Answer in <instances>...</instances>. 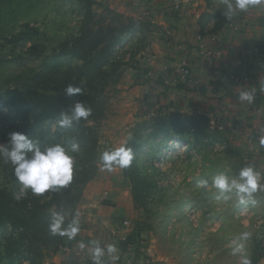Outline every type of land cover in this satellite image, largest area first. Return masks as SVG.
<instances>
[{"label": "rangeland", "instance_id": "obj_1", "mask_svg": "<svg viewBox=\"0 0 264 264\" xmlns=\"http://www.w3.org/2000/svg\"><path fill=\"white\" fill-rule=\"evenodd\" d=\"M204 3L206 10L200 17L205 27L204 36L229 35L235 25L241 23L243 32L249 33L251 38L255 34L260 39L259 44H264V4L250 6L246 12L227 21L222 14L223 0H204ZM88 13L89 25L104 31V43L97 57L105 53L101 54L104 45L116 43L111 48L112 53L106 55L100 78L93 79L95 94L104 111V117L96 124L97 175L101 171L100 154L119 146L129 135L132 137L149 119L143 115L147 111L149 93L138 89L144 78L132 80L129 74L140 73L144 65L147 67L152 29L147 22L125 17L107 7L87 6L80 0H0V143L7 141L8 133H27L24 127L31 123L30 113L20 109L21 91L61 95L63 89L79 77L78 68L82 63L57 54L65 42L79 34L84 15ZM83 92L90 91L87 88ZM163 108L155 105V109L166 113ZM195 115L205 118L202 114ZM205 121L202 127L205 133H211L209 136L198 130L182 132L177 136L190 141L191 146L172 148L161 155L163 160L155 163L160 171V175L153 177L156 187L150 188L142 204L137 202L143 209L145 224L137 230L138 237L132 246L131 255L140 260L134 262L129 257L127 261L132 264H239L238 257L231 255L232 241L245 231L251 233V239L245 242V251L252 264L264 261V191H257L247 204L241 205L235 194H230L227 200H217L214 188L198 186L201 179L211 185L212 177L219 173L235 177L242 167L249 165L261 173L264 184V165L256 160L253 152L240 146L238 136L215 132ZM55 126L45 127L54 133ZM149 133L150 129L143 132V138L150 146L153 143L156 146L149 139ZM171 141L167 140V145ZM162 150L158 149L159 154ZM154 151L152 146V154ZM115 171L119 174L114 175V182L128 192L133 202L132 186L124 170ZM11 173L12 167L0 162V190L13 194L18 185ZM50 198L51 194L46 199ZM65 214H70V208ZM10 233V227L0 231V244ZM51 255V251L46 250L42 264ZM117 260L113 262L119 264ZM0 264L8 263L3 259ZM14 264L29 262L20 263L19 258Z\"/></svg>", "mask_w": 264, "mask_h": 264}, {"label": "crops", "instance_id": "obj_2", "mask_svg": "<svg viewBox=\"0 0 264 264\" xmlns=\"http://www.w3.org/2000/svg\"><path fill=\"white\" fill-rule=\"evenodd\" d=\"M91 1L98 8L107 7L125 17L149 23L152 29L149 37V63L142 69L141 78L135 73L129 74L132 80L142 81L144 78L143 85L138 86V89L142 93L148 91L147 101L156 106H164L163 109L167 111L180 109L202 115L209 110L224 107L228 110L225 114L228 132L225 133L234 135L235 138L238 136L240 146L247 148V152H253L256 160L264 165V146L256 142L259 136L264 135V77L256 69L250 71V85L255 90V99L237 116L234 110L238 106L241 90L236 82L243 74L239 71L235 74L236 80L221 81L225 65L227 72L232 69L230 62L236 56L237 47L255 44L264 57V44H259L260 39L255 34L251 38L249 33H240L234 28L229 35L215 38L222 49V58L217 62L202 60L198 56V47H214L211 37L203 35L205 27L200 17L206 10L204 0H184L179 13L171 8L170 0ZM148 12L149 15L146 14ZM184 60L190 64L191 76L185 83L172 86L170 80ZM147 71L152 72L151 77H147ZM190 80L194 86H191ZM115 174L119 173L115 170H101L84 186L76 207V212L80 213V231L75 239H67L55 254L48 257L45 264H93L88 248L79 247L81 242L90 246L91 241H97L105 251L109 244H115L117 252L114 255L118 259L119 243L133 237L127 248L132 254V246L138 237L137 230L142 225L126 219L124 222L129 223L126 226L123 225L124 222H114L116 217L121 218L125 211L130 210L132 203L128 192L114 182ZM103 259L105 264H115L107 253Z\"/></svg>", "mask_w": 264, "mask_h": 264}, {"label": "trees", "instance_id": "obj_3", "mask_svg": "<svg viewBox=\"0 0 264 264\" xmlns=\"http://www.w3.org/2000/svg\"><path fill=\"white\" fill-rule=\"evenodd\" d=\"M80 1L86 3L87 6L94 4L91 0ZM90 17V13L84 15L85 22L82 24L79 34L65 42L61 51L57 54L58 57H69L82 63L78 68L79 77L73 83V86L80 87L82 90L88 88L90 92L87 94L83 92V95L71 97L65 96L64 93L55 95L36 91L20 92V96H22L20 109L30 113L28 119L31 123H27L28 125L24 127L27 132L26 135L39 144L41 148L55 143H60L68 148L72 142H77L80 144L81 152L74 154L76 163L73 182L58 193H46V198L51 194L49 200L29 194L26 198L16 201L13 199L11 192L7 193L5 190H0V231L3 228L7 229V227H10L11 230L6 241L0 244V261L5 259L8 264H14L19 258L20 263L27 260L29 264H42L43 253L46 250H50L51 254L58 251L59 247L68 238L59 235L53 236L49 233L50 211L55 209L65 213V210L70 208V214L65 216L66 226L71 215L76 213V204L80 202L84 186L96 175V165L94 163L98 144L96 124L104 117V111L99 96L95 94L96 86L93 79L95 77L100 78L102 67L107 61L106 55L112 53L111 48L116 43L114 45H104L101 54L105 53L101 58H98L97 54L100 46L104 43V31L101 28L94 29L91 27L89 25ZM144 66L146 67V65ZM135 75L141 78L142 71L140 73L136 72ZM75 101L85 102L86 106L92 109V115L87 120H81L78 124L74 123L69 129L59 128L56 123L59 113L69 111L70 106ZM146 104L147 111L143 115L149 116V119L144 121L141 127L132 135L129 146L133 148L135 153L134 160L130 167L123 169V174L132 186L133 202L129 206L130 210L125 211V217L114 219V222L119 224H122L125 219L136 224H145V220H142L144 216L143 209L137 205V202L142 204V201L149 196L150 188L156 187V181L154 182L153 177L160 175V171L155 163L158 162L162 154L172 149L169 144L167 145V140L183 142L189 147L191 142L177 136L178 134L194 130L203 132L204 136L211 134L208 131H206L207 133L204 132L202 124L205 120L206 124L207 119L202 116L182 112L180 109L174 112L166 111L165 113L155 109V105L150 101L146 100ZM89 123L94 125L90 126ZM50 124L56 125L54 133L51 132L50 128L45 127ZM197 125L201 126L196 127ZM147 129H150L149 139L156 144V146H154V143L152 145L155 147L153 154L152 146L142 136V133L146 132ZM160 147L163 150L159 154L158 149ZM156 152L157 154H155ZM132 240L133 237L128 238L126 242L119 243V257L117 260L119 264H126L125 261L127 262L129 257L134 262L140 260L127 251Z\"/></svg>", "mask_w": 264, "mask_h": 264}, {"label": "clouds", "instance_id": "obj_4", "mask_svg": "<svg viewBox=\"0 0 264 264\" xmlns=\"http://www.w3.org/2000/svg\"><path fill=\"white\" fill-rule=\"evenodd\" d=\"M264 4V0H223V16L231 21L236 15L246 12L250 6ZM63 93L67 97L83 95L80 87H74L69 83ZM241 102L252 103L255 99L254 91H241L239 95ZM92 115V109L86 106L85 102L75 101L69 111H61L56 121L57 126L62 129H69L74 123L87 120ZM128 139L119 146L105 150L100 154L99 162L101 170L112 172L116 169H126L131 166L135 153L129 146ZM264 146V137L259 141ZM81 152L80 144L72 142L68 148L60 143L50 144L41 148L28 135L21 132L8 133L7 141L0 143V162L12 167V177L18 185V190L13 193V199L20 201L29 194L36 197H44L46 193H58L66 189L74 178V166L76 156ZM262 175L253 166L242 167L238 175L230 177L219 173L212 177L211 185L208 180L201 179L198 186L207 189L212 187L216 190L217 200L229 199L230 194H235L239 204H247L254 193L264 191V184L261 183ZM66 214L53 209L50 211L48 230L53 236L75 239L80 231V213L76 212L65 226ZM251 239L250 232H242L236 240L231 255L238 257L239 264H252V260L245 251V242ZM81 249L88 248L93 264H105L103 259L106 253L115 261L117 247L109 244L105 251L97 241H91L90 246L83 242L79 244Z\"/></svg>", "mask_w": 264, "mask_h": 264}, {"label": "built area", "instance_id": "obj_5", "mask_svg": "<svg viewBox=\"0 0 264 264\" xmlns=\"http://www.w3.org/2000/svg\"><path fill=\"white\" fill-rule=\"evenodd\" d=\"M184 3V0H170L171 8L179 13L181 11L182 5ZM149 15L150 13H146ZM238 32H243V25L241 23L235 25L234 27ZM211 40L214 43L213 48H208L204 46H199L198 47V56L202 60H208V61H214L217 62L222 58V49L218 45L215 37H211ZM235 54L236 56L233 58V60L230 62V67L232 68L228 72L226 71V65H225V71H223V74L221 75V81H234L235 79V74L240 73L243 74L242 77H240V80L236 82V84L239 86L241 91H254L253 87L250 85V79H249V73L253 69L258 70L262 76L264 77V57L260 55V51L255 44H247L237 47L235 49ZM147 59V64H148ZM152 72L147 71V77H151ZM191 76V67L190 64L187 60H184L180 64V68L178 71H176L173 74L172 79L170 80L172 86H176L181 83H185ZM189 83H191V86L193 85V82L190 80ZM249 103L247 102H241L240 99H238V106L234 110V113L237 115H240L241 112H243V109L248 107ZM226 112H228L227 109L224 107L216 108L209 110L208 112L204 113L203 115L207 119V123L210 129L217 131V132H226L228 129V124L226 121ZM261 137H264V135L259 136L256 139V142L259 143ZM260 144V143H259ZM171 148H177V147H182L185 145L183 148L187 147V145L183 142H178L176 140H173L169 143ZM171 151V150H170ZM169 152V151H168ZM167 153V152H166ZM168 155V154H167ZM163 157H160L158 161L163 160ZM123 225H129L128 222H124ZM126 264H132L131 261H127Z\"/></svg>", "mask_w": 264, "mask_h": 264}]
</instances>
